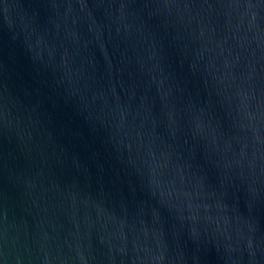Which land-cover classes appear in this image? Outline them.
Listing matches in <instances>:
<instances>
[{"label": "water", "instance_id": "1", "mask_svg": "<svg viewBox=\"0 0 264 264\" xmlns=\"http://www.w3.org/2000/svg\"><path fill=\"white\" fill-rule=\"evenodd\" d=\"M0 264H264V0H0Z\"/></svg>", "mask_w": 264, "mask_h": 264}]
</instances>
